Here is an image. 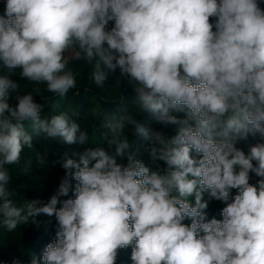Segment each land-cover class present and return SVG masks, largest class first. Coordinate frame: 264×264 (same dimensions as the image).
I'll use <instances>...</instances> for the list:
<instances>
[{"label": "clouds", "instance_id": "obj_1", "mask_svg": "<svg viewBox=\"0 0 264 264\" xmlns=\"http://www.w3.org/2000/svg\"><path fill=\"white\" fill-rule=\"evenodd\" d=\"M262 5L5 0L0 67L19 69V78L36 87L26 92L0 75V227L12 233L38 224L40 215L57 222L54 239L30 264H116L128 247L132 264H264ZM74 61L91 65L89 79L101 88L118 71L108 87L120 91L126 79L138 114L163 127L141 124L122 106L102 125L107 148L87 147L73 154L78 159L65 154V175L47 202L18 205L8 188L9 166L33 148L34 136L89 142L68 112L43 117L45 104L34 100L43 92L62 100L76 89L68 67ZM169 126H176L174 135L165 131ZM126 131L147 142L155 170L138 158ZM250 138L255 143L247 152L237 146ZM36 160L45 163L43 155ZM251 174L259 178L255 184ZM70 192L72 198L61 199ZM210 200L225 205L221 219L209 218Z\"/></svg>", "mask_w": 264, "mask_h": 264}, {"label": "trees", "instance_id": "obj_2", "mask_svg": "<svg viewBox=\"0 0 264 264\" xmlns=\"http://www.w3.org/2000/svg\"><path fill=\"white\" fill-rule=\"evenodd\" d=\"M5 0H0V14L3 13ZM264 7V5H262ZM112 26L110 22L109 27ZM76 74L77 85L76 89L70 90L66 97L62 100L56 97L55 94L43 92L40 95H34V100L38 103L45 104L42 116L51 118L61 112H68L69 115L81 124L82 130L89 134V142L86 144H72L68 145L59 139H47L43 136H34L33 148H25L21 156V161L17 165L9 166L10 175L12 179L8 184L9 191L15 192L12 199L18 205H23L27 200L39 198L47 202L51 195H53L65 175V170L62 168V160L67 154L70 158L78 159L73 156L74 153H81L87 147H105L107 142L104 136L106 129L102 127L106 117L117 114L118 110L123 108L127 111H133L137 114L138 121L152 129L160 130L163 126L157 124L150 114H138L135 106L132 104L135 98V93L131 86L127 84V80L122 78L120 91H115L108 87L114 83L119 76V72L115 75H109V79L104 87H98L90 81L91 65L86 61H74L68 65ZM19 69L11 72L4 67H0V75H8L9 78L21 83L24 91H34L35 85H30L27 81L19 78ZM44 86H41L43 91ZM90 88L88 91L85 89ZM78 90V94L75 92ZM35 94V92H34ZM10 104L15 105L17 101L12 98ZM77 113V115H75ZM183 116V114H179ZM169 136L176 133V126H169L165 129ZM129 135L130 142H133V147L138 149V158L145 164L150 165L154 170L156 165H152L145 148L147 142L140 136L135 135L131 131H126ZM255 143L251 138L249 141H241L238 147L245 152L248 151V144ZM45 157V163L40 164L36 158L38 155ZM118 162L126 163V159ZM161 169L164 167L163 162H158ZM250 183L255 184L259 179L254 174ZM74 183V182H73ZM235 194V190H233ZM72 198V193L68 197H61V199ZM205 199H208L207 194ZM60 205H58L59 207ZM225 205L219 201L210 200L207 212L209 218L215 216L221 219L220 210ZM38 224L21 225L12 233L7 232L6 229L0 227V264H30L33 256H42L45 246L51 242L55 237L57 222L55 217H48L40 215L37 218ZM185 223H190L185 221ZM41 264L43 262L41 261ZM116 264H132L131 261V247L119 250Z\"/></svg>", "mask_w": 264, "mask_h": 264}, {"label": "rangeland", "instance_id": "obj_3", "mask_svg": "<svg viewBox=\"0 0 264 264\" xmlns=\"http://www.w3.org/2000/svg\"><path fill=\"white\" fill-rule=\"evenodd\" d=\"M67 55V54H66Z\"/></svg>", "mask_w": 264, "mask_h": 264}]
</instances>
